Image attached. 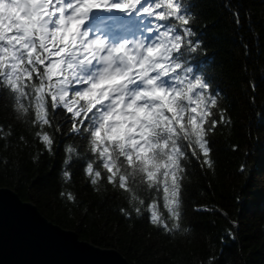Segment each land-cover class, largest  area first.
Here are the masks:
<instances>
[{"label": "snow or ice", "instance_id": "snow-or-ice-1", "mask_svg": "<svg viewBox=\"0 0 264 264\" xmlns=\"http://www.w3.org/2000/svg\"><path fill=\"white\" fill-rule=\"evenodd\" d=\"M196 7L193 0H0V99L49 155L58 137L65 140V184L83 162L95 191L111 185L127 202L119 209L125 219L148 213L168 235L190 231L182 227L188 167L194 158L214 170L209 137L230 123L200 60ZM225 7L240 27L239 10ZM11 135L0 125L5 146ZM60 197L77 203L67 190ZM226 238L235 240L232 229L221 243Z\"/></svg>", "mask_w": 264, "mask_h": 264}, {"label": "trees", "instance_id": "trees-1", "mask_svg": "<svg viewBox=\"0 0 264 264\" xmlns=\"http://www.w3.org/2000/svg\"><path fill=\"white\" fill-rule=\"evenodd\" d=\"M193 3L199 14L196 30L203 33L206 51L200 60L207 61L208 78L222 91L219 105L227 109L230 123L218 125L209 137L214 170H202L194 158L188 167L182 227L189 232L165 234L150 224L148 213L125 219L119 209L128 207L127 202L111 185L95 186L99 187L95 191L85 178L83 162L76 164L72 181L65 184L61 176L65 140L58 137L55 154L49 155L34 139L35 130L15 118L5 99H0V125L12 135L7 146L0 140V160L8 161L0 164V186L15 189L80 238L118 249L132 264H207L210 256L217 258L216 264H264V0ZM226 3L239 10L240 27ZM250 80L256 85L254 92ZM21 135L27 145L20 142ZM233 145L238 146L235 151ZM241 164L246 165L243 174L238 171ZM63 190L75 195L77 203L61 198ZM200 206L212 211H197ZM229 229L235 240L221 243Z\"/></svg>", "mask_w": 264, "mask_h": 264}, {"label": "water", "instance_id": "water-1", "mask_svg": "<svg viewBox=\"0 0 264 264\" xmlns=\"http://www.w3.org/2000/svg\"><path fill=\"white\" fill-rule=\"evenodd\" d=\"M0 264H132L114 247L78 236L15 189L0 186Z\"/></svg>", "mask_w": 264, "mask_h": 264}]
</instances>
